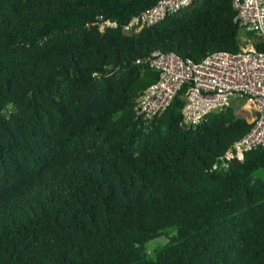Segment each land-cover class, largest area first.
<instances>
[{
    "label": "trees",
    "instance_id": "trees-1",
    "mask_svg": "<svg viewBox=\"0 0 264 264\" xmlns=\"http://www.w3.org/2000/svg\"><path fill=\"white\" fill-rule=\"evenodd\" d=\"M159 1L0 0V264H264V146L229 153L252 123L231 105L184 125L186 87L135 112L159 78L139 58L264 41L233 0L125 30Z\"/></svg>",
    "mask_w": 264,
    "mask_h": 264
},
{
    "label": "built area",
    "instance_id": "built-area-1",
    "mask_svg": "<svg viewBox=\"0 0 264 264\" xmlns=\"http://www.w3.org/2000/svg\"><path fill=\"white\" fill-rule=\"evenodd\" d=\"M194 1L160 0L153 8L134 16L125 25V30L130 32L159 23ZM233 6L240 27L264 41V0H233ZM106 26L116 27L117 22L106 21L101 24V29L104 31ZM243 41L237 52H214L198 62L161 50L139 58L137 62L145 60L159 72V78L138 97L137 117L145 122L154 120L186 87L182 112L184 125L197 126L210 112L242 101L253 113L252 128L233 144L229 153L264 146V51L258 49L253 37L244 36Z\"/></svg>",
    "mask_w": 264,
    "mask_h": 264
},
{
    "label": "rangeland",
    "instance_id": "rangeland-1",
    "mask_svg": "<svg viewBox=\"0 0 264 264\" xmlns=\"http://www.w3.org/2000/svg\"><path fill=\"white\" fill-rule=\"evenodd\" d=\"M234 105H235V109H236L237 115L242 116V117H245L249 121H252L253 113L251 112V109H250V107L247 104H245L242 101H235L234 102ZM165 243H166L165 238H160L157 241V244L158 245H160V244L163 245ZM153 245L155 246V242L153 243Z\"/></svg>",
    "mask_w": 264,
    "mask_h": 264
}]
</instances>
